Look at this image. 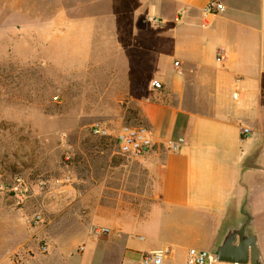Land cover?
I'll return each instance as SVG.
<instances>
[{
    "label": "crops",
    "instance_id": "obj_1",
    "mask_svg": "<svg viewBox=\"0 0 264 264\" xmlns=\"http://www.w3.org/2000/svg\"><path fill=\"white\" fill-rule=\"evenodd\" d=\"M211 1L224 11L204 27ZM155 18L162 38L154 77L163 87H150L141 105L157 141L141 159L154 181L151 209L138 218L96 196L72 212L70 186L51 181L43 203L59 208L36 213L42 222L27 225L26 210L0 196V264H140L158 251L162 264H186L190 249L212 253L243 211L264 264V0H0V50L18 41L62 57L84 42L90 50L100 34H126L130 50L141 53L147 19ZM242 127L250 129L246 137ZM178 139L185 142L180 150L165 147ZM76 234L80 241L69 243Z\"/></svg>",
    "mask_w": 264,
    "mask_h": 264
},
{
    "label": "rangeland",
    "instance_id": "obj_2",
    "mask_svg": "<svg viewBox=\"0 0 264 264\" xmlns=\"http://www.w3.org/2000/svg\"><path fill=\"white\" fill-rule=\"evenodd\" d=\"M146 25L141 53L130 50L134 44L126 34H100L90 50L84 51V42L80 52H64L62 57L38 44L29 51L25 42L3 43L0 196L26 210L27 225L36 213L59 208L52 198L43 203L51 181L70 186L68 210H85L96 196L99 204L138 218L151 209L155 187L148 168L142 160L121 156L114 141L122 125H145L141 105L156 80L160 58L154 53L155 41L162 38L151 19ZM95 122L104 124L111 136L93 135L90 126ZM17 179L28 189L22 200L14 191ZM67 220L72 226L70 213ZM79 241L76 234L69 243Z\"/></svg>",
    "mask_w": 264,
    "mask_h": 264
},
{
    "label": "built area",
    "instance_id": "obj_3",
    "mask_svg": "<svg viewBox=\"0 0 264 264\" xmlns=\"http://www.w3.org/2000/svg\"><path fill=\"white\" fill-rule=\"evenodd\" d=\"M224 11V6L217 2L211 1L202 11V25L204 27H209L212 23L213 17L222 13ZM152 22L160 26L162 21L160 19H152ZM178 66V63H175ZM153 89L160 90L163 85L159 81H153L151 83ZM90 131L93 135L98 137H108L111 136L109 130L104 126V124L100 122H95L90 126ZM250 133V129L242 127L241 135L242 137H246ZM114 141L118 149V153L128 159L131 160H141L147 157L154 147L157 144V141L151 131V129L145 125H122L117 133L114 135ZM183 139H178L174 141H168L165 144V147L171 151L175 152L180 150L182 145L184 144ZM16 196L19 200H22L23 197L27 195L28 189L26 184L21 180L17 179V187L14 189ZM29 224H38L41 223V216L34 215L31 218L27 219ZM95 232L109 234V229H99L95 230ZM84 248H80L83 250ZM42 252L47 251V246H43L41 248ZM164 253L161 251L145 253L142 255L140 264H162ZM15 264H21V262L17 261ZM186 264H219L216 260V256L210 252L204 250H196L190 249L187 254Z\"/></svg>",
    "mask_w": 264,
    "mask_h": 264
},
{
    "label": "water",
    "instance_id": "obj_4",
    "mask_svg": "<svg viewBox=\"0 0 264 264\" xmlns=\"http://www.w3.org/2000/svg\"><path fill=\"white\" fill-rule=\"evenodd\" d=\"M242 213L243 221L234 230L226 231L212 251L219 264H263L257 239L248 230L251 217L246 211Z\"/></svg>",
    "mask_w": 264,
    "mask_h": 264
},
{
    "label": "trees",
    "instance_id": "obj_5",
    "mask_svg": "<svg viewBox=\"0 0 264 264\" xmlns=\"http://www.w3.org/2000/svg\"><path fill=\"white\" fill-rule=\"evenodd\" d=\"M139 114H140V111H139ZM144 121V118H143V120H142V122ZM144 123H145V121H144Z\"/></svg>",
    "mask_w": 264,
    "mask_h": 264
}]
</instances>
